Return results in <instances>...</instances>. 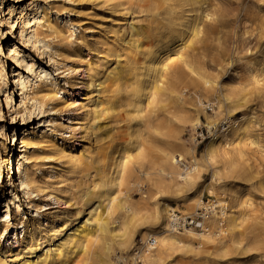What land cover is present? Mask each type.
<instances>
[{
    "label": "bare ground",
    "instance_id": "obj_1",
    "mask_svg": "<svg viewBox=\"0 0 264 264\" xmlns=\"http://www.w3.org/2000/svg\"><path fill=\"white\" fill-rule=\"evenodd\" d=\"M100 1L107 4L113 12L140 14L143 19L138 24H130L127 37L115 39L117 32L105 38L96 37L92 44L87 45L89 50L102 47L105 52L119 59L125 56V64L131 65L127 71L134 75L132 82L127 84L122 82L124 78L120 80V77L109 83L100 82L98 86L101 88L96 95L94 111L100 109L101 114L115 111L119 108V105L116 107L114 104L115 99L120 97L122 92L129 93L124 100L127 98L128 101L134 97L136 100L131 101L138 105V112L146 111L144 127L148 131L147 139L143 144H139L138 152L134 156L125 150L121 156L104 155L99 161L95 160L94 175L87 172L90 182L81 195L85 206L88 205L91 210L86 214L85 210L77 209L74 215L75 221L82 219L79 230L68 236V231L64 234L66 229H63L57 236H53L55 223L62 221L67 215L54 213L44 225L41 213L38 212L37 217L23 226L27 235L16 239L7 249L0 245V264H113L112 257L117 253V248L121 251L135 250L137 234L143 236L145 244L140 248L144 264L164 263L178 251L181 254H191L192 257L206 254L222 257L229 252L241 253L249 247L256 248L264 259V213L260 204H256V210L253 208L250 197L242 203L243 206L239 204L240 211L230 212L227 200L217 199V204L211 205L212 211L206 218L210 227L207 224L208 228L200 233L193 229H186V232L174 229L170 215L173 209L170 210L168 204L163 201L164 195L173 196L175 200L183 198L184 205L192 210L194 201L197 205H204V189L212 196L215 195V189L222 191L224 195L228 190L237 193L238 191L228 186L227 181L253 179L250 159L245 158V153L235 144L248 136L252 127L249 123L251 112H244L240 119L229 116V127L217 129L206 143L201 154L206 158L212 176L207 185L203 184L202 158L197 154V146H188L181 137L187 125L196 129L202 122L197 110L190 107V103L194 101L186 95L192 88L201 89L205 94L216 97L219 105L217 116L223 115L225 111L231 114L239 108H246L250 103L249 98H241L230 88H224L222 96H216L214 92L218 76L212 73L213 65L205 60L216 47L221 46L224 36V23L228 14L224 10L223 0ZM260 1L264 3V0ZM243 5L248 7V4ZM242 12L243 10L238 18H241ZM42 28H46L55 38L64 36L58 23L44 18L43 23L32 28L36 41L41 38ZM112 32L109 30L107 34ZM173 54L179 56L177 61L173 60ZM167 61H173L168 69ZM248 64H253L252 59ZM258 67L259 64L256 63V73L259 71ZM254 79L257 105L264 110V84H261L257 76ZM88 86L96 89L93 78ZM168 101L178 105V111L171 112L170 117L162 120L159 111ZM61 105L63 102L56 103V106ZM81 108L83 106L78 110ZM235 115L237 113L233 114V117ZM164 128L166 132L163 131ZM80 138V142L76 139L70 143L59 144L55 139L24 137L22 143L28 147L38 142L47 143L49 153L57 157L61 164L69 161L85 162L91 159V156L87 155L86 159L84 150L77 153L78 147L84 146L81 142H84L85 137ZM11 141L10 135H6L3 149L7 155L0 161V172L6 165L8 167L11 164L16 173L18 148L13 146V150H9L7 144ZM256 147V178L259 175L262 184L264 150L261 148L264 146L261 145L259 135H256ZM150 151L153 152L152 156ZM186 156L192 157V165L185 164V168H182ZM30 159L31 155L26 154L25 161ZM132 164L140 166L144 178L134 176ZM54 169L60 170L59 167ZM141 179L151 183L152 191L149 197L145 196L146 199H134L129 190L140 187ZM19 186L30 188L32 191L44 190L25 162L20 167ZM49 198L57 204L61 202L60 196L55 193L50 194ZM161 198L164 199L161 201ZM205 207L209 208L208 205ZM217 207L220 208L219 211ZM65 220L67 222V219ZM218 223L217 229L221 224L225 226L222 234L214 231ZM255 230L256 236L244 244L242 238ZM7 231L8 227L5 232H0V237L4 238ZM63 235L64 237L60 238ZM215 235L219 236L220 240L217 241ZM151 238L156 241L155 246L149 244ZM194 240L199 242L202 251H197L194 247ZM91 244H96L98 250L92 249ZM52 245L56 247L52 249ZM13 248L20 250L16 252ZM167 264L171 263L168 261Z\"/></svg>",
    "mask_w": 264,
    "mask_h": 264
},
{
    "label": "rangeland",
    "instance_id": "obj_2",
    "mask_svg": "<svg viewBox=\"0 0 264 264\" xmlns=\"http://www.w3.org/2000/svg\"><path fill=\"white\" fill-rule=\"evenodd\" d=\"M223 3L228 15L225 18L221 46L216 47L205 60L213 65L212 73L218 76L214 92L216 96H222L223 89L230 88L241 98H249L250 103L246 108H239L231 114L225 111L223 115L217 116L219 105L216 97L205 94L201 89L192 88L186 95L194 101L190 103V107L197 110L202 122L196 129L187 125L181 137L188 146L194 147L197 144L194 141L196 134L204 132L206 140L197 147V154L202 158L201 176L203 184L207 185L212 176L208 162L201 154L206 143L217 129L229 127V116L240 119L244 112H251L249 123L252 127L249 134L235 144L245 153V158L250 159L253 179L227 181L228 186L238 191L237 193L228 190L224 195L222 191L215 189V195L212 196L204 189L202 199L205 204L214 206L217 199L227 200L230 212L240 211L242 203L250 197L253 208L256 210V204H260L264 213V178L262 184L260 176L256 178V135L261 137V145L264 146V110L257 105L254 79L257 76L261 84H264V3L260 0H223ZM244 3L248 4L247 8ZM242 10L241 18H238ZM44 18L58 23L64 36L55 38L46 28H42L41 38L36 41L32 28L43 23ZM142 19L140 14L113 12L100 0H0V161L7 155L3 149L6 135L9 134L12 139L11 143L7 144L8 149L13 150V146L18 148L16 173L11 164L8 167L6 165L0 172V232H5L8 227L5 237H0L2 248L7 249L16 239L27 235L23 226L37 217L38 212L41 213L44 225L54 213L67 215V222L63 219L55 223L53 236H57L63 229H66L64 234L68 231V236L79 230L82 219L75 221L74 215L77 209L85 210L86 214L91 210L88 205L85 206L81 195L90 182L87 172L94 175L95 160L99 161L104 155L121 156L125 150L134 156L138 152L139 144L146 141V111L138 112V105L131 101L136 98L124 100L129 93L122 92L120 97L115 99V106L119 105L115 111L109 114H101L100 109L94 111L96 95L101 88L98 86L100 82L109 83L120 77V80L124 78L122 82L127 84L132 82L134 75L127 71L131 65L125 64V56L119 59L105 52L102 47L95 50H89L87 47L96 37L105 38L117 32L115 39L127 37L130 24H138ZM109 30L113 32L107 34ZM172 56L174 61L179 58L175 54ZM250 59L253 61L252 65L248 64ZM172 62L167 61L166 69ZM256 63L259 64L257 73L254 69ZM92 78L96 82L97 91L88 86ZM58 102H63V105L56 106ZM81 106L83 108L78 110ZM177 108L178 105L166 102L165 107L159 111L161 119L170 117L171 112L178 111ZM235 113L237 115L233 117ZM163 131L166 132V128ZM43 136L46 140L55 139L59 144L70 143L76 139L80 142V136H84V142H81L84 146L78 147L77 153L84 150L85 157L88 155L91 159L61 164L57 157L49 153L47 143L38 142L30 147L22 143L24 137L42 139ZM26 154L31 155L29 161H25ZM150 155H153L152 151ZM185 161L187 165H192L191 156H186ZM23 162L27 163L37 182L42 185L43 191H32L30 188L19 186L20 167ZM132 166L134 176L144 178L140 166ZM54 167H59L60 170L56 171ZM141 180L140 187L129 190L134 199H146L145 196L149 197L152 191L151 183L146 179ZM52 193L60 196V204L49 198ZM164 196L165 199L161 198V201L164 199L170 210L186 215L195 214L205 205H197L194 201L195 205L190 210L184 205L183 198L175 200L173 196ZM217 210L220 208L217 207ZM207 224L209 226L208 220ZM218 226L219 223L214 231L224 233L225 226L221 224L217 229ZM229 235L230 233L226 235L227 239ZM255 236L256 230L250 231L242 240L244 239L246 244ZM62 237L64 235L60 236ZM214 237L217 241L220 240L219 236ZM140 240L144 241L143 236L137 234L134 243L136 247ZM192 244L197 251H202L198 241L194 240ZM90 246L98 250L96 244ZM55 247L52 245V249ZM13 249L16 252L20 250ZM116 252L112 257L113 264L122 259L128 262L133 255L130 249L121 251L117 248ZM260 255L254 247H249L241 253L229 252L222 257L211 254L192 257L191 254H181L178 251L161 264H167L168 261L171 264H264Z\"/></svg>",
    "mask_w": 264,
    "mask_h": 264
},
{
    "label": "built area",
    "instance_id": "obj_3",
    "mask_svg": "<svg viewBox=\"0 0 264 264\" xmlns=\"http://www.w3.org/2000/svg\"><path fill=\"white\" fill-rule=\"evenodd\" d=\"M206 140L204 132L201 131V133H197L194 141L197 143V147H199L201 144L204 143ZM185 167L186 161L183 163ZM205 204V203H204ZM205 205H208L209 208L205 207ZM202 208L197 210L195 214L192 215H186L182 214L180 212H176L173 210L171 213L172 215V221L171 225L174 229H176L178 232L185 231L186 229H197L201 231H205L207 227V220L206 218L209 216L210 209L212 211L211 204H205ZM149 244L152 246L156 245V241L154 239H150ZM144 241L140 240V244L135 247V250L133 251V255L131 259L126 262L124 259L118 260L116 264H144V258L142 256L140 248L144 247Z\"/></svg>",
    "mask_w": 264,
    "mask_h": 264
}]
</instances>
